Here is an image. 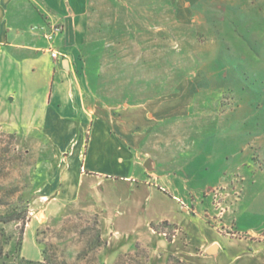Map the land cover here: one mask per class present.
<instances>
[{
    "label": "rangeland",
    "instance_id": "1",
    "mask_svg": "<svg viewBox=\"0 0 264 264\" xmlns=\"http://www.w3.org/2000/svg\"><path fill=\"white\" fill-rule=\"evenodd\" d=\"M146 1L93 0L85 81L121 110L143 97H180L178 114L158 118L137 160L146 168L156 159L170 178L177 159L205 164L209 208L200 212L196 198L191 216L198 228L196 209L205 227L237 242L251 234L236 227L241 182L236 172L226 183V153L244 144L264 157L255 140L264 135V0H209L193 21L185 11L179 20L166 0ZM38 57L35 66L6 61L0 70V217L27 211L25 220H0V264H220L174 222L135 213L133 223L122 182L99 183L83 170L81 178L86 151L73 146L74 120L48 104L52 58ZM256 239L263 248L264 232ZM253 255L247 264H264V249Z\"/></svg>",
    "mask_w": 264,
    "mask_h": 264
},
{
    "label": "crops",
    "instance_id": "2",
    "mask_svg": "<svg viewBox=\"0 0 264 264\" xmlns=\"http://www.w3.org/2000/svg\"><path fill=\"white\" fill-rule=\"evenodd\" d=\"M207 2L209 0L165 1L166 5L176 7L179 20L186 15L182 11L188 13V21H193L192 16L197 15ZM92 4L93 0H0V56L5 55L0 61V70L4 69L6 61L12 65L17 61L35 66L38 54L51 56L47 83L52 91L47 95V102H55L62 115L75 122L73 146L86 151L81 155V172L100 179L99 183L122 182L128 192L124 211L132 214L133 223L136 222L135 213L143 215L142 221L146 223L174 222L187 237L193 241L200 239L201 246L207 245V256L219 260L220 264H247L254 253L264 249L256 242L257 232H264V220L259 215V208H264V157L261 158L258 149H249L244 144L232 153H226L225 172L229 177L226 183L231 182L236 172L241 182L239 194L232 203L236 227L251 235L237 242L218 237L204 226L206 220L201 221L199 216L202 210L209 208V198L204 195L212 187V182L205 177V164L197 163L193 158L177 159L174 164L179 167L178 174L170 178L158 169L156 159L152 160L153 170L140 167L137 160L139 151L149 143L146 139L143 146V139L156 128L158 118L178 114L180 97L165 100L164 97H143L139 104H124L121 110L117 109L120 105L102 104L104 97H98L97 90L92 91L86 83L85 64L80 57L87 43ZM143 4L157 3L148 0ZM56 22L64 26L54 42L61 53L59 59H54L48 51L49 42L45 37L46 29H43ZM97 81L92 87L100 85ZM255 140L256 145L264 148V135H257ZM155 146L150 147L158 148ZM84 173H80L81 178ZM199 197L203 199L197 206L200 212L193 211L200 220L197 228L189 205L199 204L196 201ZM201 226L206 231L202 238L194 234ZM261 260L262 257H258L256 262Z\"/></svg>",
    "mask_w": 264,
    "mask_h": 264
},
{
    "label": "built area",
    "instance_id": "3",
    "mask_svg": "<svg viewBox=\"0 0 264 264\" xmlns=\"http://www.w3.org/2000/svg\"><path fill=\"white\" fill-rule=\"evenodd\" d=\"M43 29H46L45 31V37L49 42L48 51L51 53L52 57L54 59H59L61 56V53L56 47L54 46V42L56 37L62 33L64 26L62 23H52L48 27H43Z\"/></svg>",
    "mask_w": 264,
    "mask_h": 264
},
{
    "label": "trees",
    "instance_id": "4",
    "mask_svg": "<svg viewBox=\"0 0 264 264\" xmlns=\"http://www.w3.org/2000/svg\"><path fill=\"white\" fill-rule=\"evenodd\" d=\"M21 213H17V215L13 214V215H8V216H2L0 217V220L5 221V222H9V221H13V220H25L26 219V215H27V211L24 212V215H20Z\"/></svg>",
    "mask_w": 264,
    "mask_h": 264
},
{
    "label": "water",
    "instance_id": "5",
    "mask_svg": "<svg viewBox=\"0 0 264 264\" xmlns=\"http://www.w3.org/2000/svg\"><path fill=\"white\" fill-rule=\"evenodd\" d=\"M67 64V62H65ZM145 166L147 169H152V159H147L146 163H145ZM211 249H214V248H211Z\"/></svg>",
    "mask_w": 264,
    "mask_h": 264
}]
</instances>
